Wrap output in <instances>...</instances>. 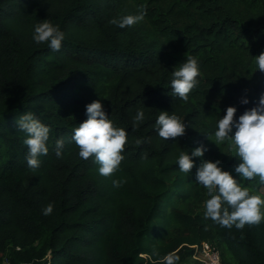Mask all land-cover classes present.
Masks as SVG:
<instances>
[{
    "label": "trees",
    "instance_id": "1",
    "mask_svg": "<svg viewBox=\"0 0 264 264\" xmlns=\"http://www.w3.org/2000/svg\"><path fill=\"white\" fill-rule=\"evenodd\" d=\"M141 5L139 23L112 22ZM44 19L65 33L59 51L32 39ZM261 52L264 0H0V264H159L168 253L188 264L203 242L221 248L222 264H264V221L238 229L205 218L209 196L195 181L201 158L189 175L177 165L181 151L199 144L225 170L239 162L226 142L211 140L229 105L238 118L264 93ZM187 56L199 60L200 84L184 101L170 95V80ZM96 99L128 134L124 159L107 177L71 139ZM141 108L146 119L133 128ZM161 110L186 123L183 136L159 137ZM27 112L50 128L36 169L16 122ZM242 183L253 194L264 187L259 177Z\"/></svg>",
    "mask_w": 264,
    "mask_h": 264
},
{
    "label": "clouds",
    "instance_id": "2",
    "mask_svg": "<svg viewBox=\"0 0 264 264\" xmlns=\"http://www.w3.org/2000/svg\"><path fill=\"white\" fill-rule=\"evenodd\" d=\"M147 15V9L141 5L137 14L125 15L112 22L120 28L131 27L142 21ZM32 39L37 43H46L52 51H59L65 33L48 20L34 26ZM256 70L264 72V52L255 55ZM170 95L187 101L189 93L200 84V64L198 58L187 56L183 63L174 67L171 72ZM242 104H248L247 96L241 99ZM237 107L229 105L225 114L216 121L213 141L217 146L223 143L229 145L234 157L239 159L234 168L229 171L221 166V161L204 159L208 151L205 144H199L190 152L181 151L177 165L181 172L190 174L196 164L194 157L201 160L196 165L195 181L201 184L209 196L203 203L204 217L223 227L243 228L247 224H259L264 221V196L250 193L242 180L251 181L259 177L264 184V93L257 102L246 109L238 118ZM86 119L72 130V141L79 148V157L88 159L90 156L99 165L102 176H111L116 172L124 159L122 152L127 142V131L118 127L105 109L102 100L96 99L86 105ZM146 119L144 110L138 109L133 117V128H138ZM18 128L25 132L23 143L27 146V165L36 169L40 166V157L49 153L50 128L37 118L34 113L27 112L16 121ZM156 131L164 140H175L185 134L186 123L181 118L167 110H161L155 120ZM141 143L137 140V144ZM65 142L63 138L55 140V154L63 155ZM222 152V151H221ZM224 153V152H223ZM122 181L113 180V185L119 187ZM53 205L48 204L43 209L44 215H50ZM158 255V254H157ZM179 257L168 253L160 257L159 264H175Z\"/></svg>",
    "mask_w": 264,
    "mask_h": 264
},
{
    "label": "built area",
    "instance_id": "3",
    "mask_svg": "<svg viewBox=\"0 0 264 264\" xmlns=\"http://www.w3.org/2000/svg\"><path fill=\"white\" fill-rule=\"evenodd\" d=\"M207 243V242H206ZM209 248L207 252H205V257L202 259L204 264H221V251L218 247V245H208ZM200 244L193 245L195 247L196 251L198 250Z\"/></svg>",
    "mask_w": 264,
    "mask_h": 264
},
{
    "label": "rangeland",
    "instance_id": "4",
    "mask_svg": "<svg viewBox=\"0 0 264 264\" xmlns=\"http://www.w3.org/2000/svg\"><path fill=\"white\" fill-rule=\"evenodd\" d=\"M254 194H260L262 196H264V187H261L258 191H255ZM206 242H203L200 244L198 250L196 251L195 247L194 250H195V255L193 256L192 260L190 263L188 264H204L202 259L205 257V252L209 251ZM208 245H213L212 243H208ZM221 250V248H219ZM222 264V262H221Z\"/></svg>",
    "mask_w": 264,
    "mask_h": 264
}]
</instances>
